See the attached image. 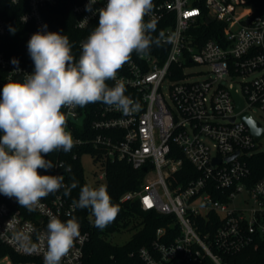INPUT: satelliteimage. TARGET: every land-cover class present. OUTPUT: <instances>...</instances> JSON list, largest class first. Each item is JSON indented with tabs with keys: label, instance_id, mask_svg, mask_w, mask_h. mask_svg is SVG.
I'll return each mask as SVG.
<instances>
[{
	"label": "built area",
	"instance_id": "1",
	"mask_svg": "<svg viewBox=\"0 0 264 264\" xmlns=\"http://www.w3.org/2000/svg\"><path fill=\"white\" fill-rule=\"evenodd\" d=\"M25 3L18 19L30 24L29 40L44 25L49 31L42 8L55 0ZM88 3L81 0L70 8L74 27L83 32L80 50L98 15L85 10ZM105 4L106 0H97L93 10ZM153 5L145 22L155 19L159 32L171 36L172 42L155 46V53L151 49L144 57L133 53L117 73V79L132 91L126 96L139 102V110L125 116L101 103L87 129L94 134L82 138L74 135L84 116L80 107L62 109L75 141L67 154L76 158L75 149L81 146L94 150L91 157L98 170L91 183L95 187L106 185L108 161L125 160L133 168L147 166L139 188L118 198L120 205L136 203L144 211L170 218L155 228L148 245L138 248L142 264H234L230 257L246 249L264 255V173L249 183L247 162L264 150V135L256 138L245 122L250 118L264 129L251 115L255 108L264 112V13H256L244 0H153ZM238 6L252 10L240 16ZM215 31L219 39L204 35ZM8 32L0 15V35ZM12 61L0 50V68L5 72L0 87L9 76L22 80L25 73L34 71ZM192 64L207 66L209 75L192 78L193 72L186 71ZM232 90L242 101L238 109ZM70 111L75 115H67ZM171 143L176 145L173 154ZM183 160L194 168V175L183 168ZM53 165L47 174L63 175L67 185L70 164L57 158ZM180 171L184 180L177 177ZM72 202L62 188L29 212L15 198L0 194V241L20 256L43 259L46 242L41 238L50 216L61 221L71 218L76 211ZM89 215L94 218L91 211ZM79 224L81 235L62 264H82L90 234ZM17 232L26 234L37 250L29 253L20 247L14 239Z\"/></svg>",
	"mask_w": 264,
	"mask_h": 264
},
{
	"label": "clouds",
	"instance_id": "2",
	"mask_svg": "<svg viewBox=\"0 0 264 264\" xmlns=\"http://www.w3.org/2000/svg\"><path fill=\"white\" fill-rule=\"evenodd\" d=\"M96 2L89 0L85 8L98 14V24L81 42L78 60L68 36L46 31L44 25V30L34 33L27 43L34 71L25 73L22 80L9 76L0 90V194L15 198L29 212L41 207V200L49 194L63 188L68 196L78 186L74 177L66 185L63 175L40 171L49 173L54 167L47 159L50 153H67L75 146L62 109L99 102L125 116L132 115L140 104L125 95L126 86L117 79L118 71L133 53L144 57L153 46L172 42L163 31L153 35L157 32L155 19L145 22L153 11V0H106L105 6L93 10ZM12 62L18 63L15 59ZM110 80L116 82L112 87L107 83ZM72 203L74 209H89L94 226L101 230L120 211L105 185L85 184ZM80 235L75 216L66 221L50 216L41 238L46 242L43 264H61ZM14 239L29 253L37 250L22 232L14 233Z\"/></svg>",
	"mask_w": 264,
	"mask_h": 264
},
{
	"label": "trees",
	"instance_id": "3",
	"mask_svg": "<svg viewBox=\"0 0 264 264\" xmlns=\"http://www.w3.org/2000/svg\"><path fill=\"white\" fill-rule=\"evenodd\" d=\"M81 0H55L52 5L42 8V14L47 21L50 32H60L68 36L72 44V53L78 60L81 50L78 41L83 32L74 27V18L71 13V5ZM244 4L254 7L256 13H264V0H244ZM0 15L8 26L7 35H0V50L6 57L15 59L18 64L26 66L30 69L34 68L32 59L27 50L28 39L26 32L30 28V24H22L19 21V15L26 10L25 0L18 4H13L10 0H0ZM98 24V15L91 22L90 29H94ZM216 26V24L214 25ZM218 28V26H217ZM220 28V25H219ZM14 30V31H13ZM159 33V27L157 32ZM205 37H213L219 39V31L206 32ZM156 47H152L155 53ZM133 55V54H132ZM5 72L0 68V78ZM110 87L114 86L111 80L107 81ZM2 90V87H0ZM132 91L126 87L125 95L131 94ZM99 102L88 104L86 107L80 108L83 113V119L80 126L74 127V135L84 138L94 133L87 131L90 121L95 117V111ZM89 132V133H88ZM171 154L176 151V145L171 143ZM77 157L72 158L71 154L61 151H55L47 156L53 164L57 158H63L70 164L71 171L67 177V185L72 183L74 177L78 181V186L72 189L70 195L66 196L73 201L78 198L80 188L85 184L94 186L85 175L84 168L81 163L83 154L93 155L94 150L88 146H81L75 149ZM93 160V158H92ZM248 165L250 168L249 183L254 182L264 173V150L252 154L248 157ZM183 168H189L191 175H194V168L183 160ZM182 168V170H183ZM193 170V171H192ZM41 174H47L42 170ZM147 171V166L133 168L125 160L108 161L106 163V187L111 196L112 203L119 207L120 211L115 220L103 230L94 226V218L89 215V209H76L75 216L85 229L89 231V240L83 247L82 264H142L137 256L138 248L148 245L153 237L154 230L157 226L165 225L170 220L169 217L158 215L152 211L142 210L136 203H127L124 206L118 202L119 196L127 191L138 189L139 185ZM183 171L178 172L179 180H184ZM122 229H134V233L130 239L122 244L112 243L109 236ZM8 257L13 262H25L33 260L34 264H43V259L20 256L14 253L7 245L0 241V259ZM234 264H257L264 262V255L258 254L252 249H246L229 259ZM62 264V263H61Z\"/></svg>",
	"mask_w": 264,
	"mask_h": 264
},
{
	"label": "rangeland",
	"instance_id": "4",
	"mask_svg": "<svg viewBox=\"0 0 264 264\" xmlns=\"http://www.w3.org/2000/svg\"><path fill=\"white\" fill-rule=\"evenodd\" d=\"M252 9L250 7H237V13L240 16L245 15L247 12H250ZM186 71H192V78L196 79H202L209 75L208 67L201 64H192L189 67H187ZM167 91V89H165ZM251 115H253L254 118H256L259 123L264 127V112L261 110L255 108L252 109ZM262 144L264 147V138L262 140ZM81 163L84 168L85 175L89 181H93L94 176L93 173L98 170V166L93 162L92 157L90 154H83L81 156ZM134 229H122L119 232H115L109 236V240L112 243L122 244L130 239L131 235L134 233ZM0 264H34L33 260H27L25 262H13L9 258H1Z\"/></svg>",
	"mask_w": 264,
	"mask_h": 264
},
{
	"label": "water",
	"instance_id": "5",
	"mask_svg": "<svg viewBox=\"0 0 264 264\" xmlns=\"http://www.w3.org/2000/svg\"><path fill=\"white\" fill-rule=\"evenodd\" d=\"M232 92H233V90H232ZM233 96L236 99V108L238 109L241 107L242 101L240 98L237 97V95L234 92H233ZM241 117H243V115H241ZM245 122L248 124V126L250 127V130H251V133L256 138H260L262 135H264V129L261 127H257L255 120H252L250 118H246ZM235 154H237V152Z\"/></svg>",
	"mask_w": 264,
	"mask_h": 264
},
{
	"label": "snow or ice",
	"instance_id": "6",
	"mask_svg": "<svg viewBox=\"0 0 264 264\" xmlns=\"http://www.w3.org/2000/svg\"><path fill=\"white\" fill-rule=\"evenodd\" d=\"M145 203L150 207L151 206V201H149L148 199L145 200Z\"/></svg>",
	"mask_w": 264,
	"mask_h": 264
}]
</instances>
